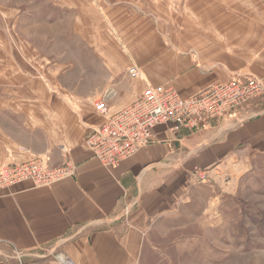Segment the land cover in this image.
Here are the masks:
<instances>
[{
    "label": "crops",
    "instance_id": "1",
    "mask_svg": "<svg viewBox=\"0 0 264 264\" xmlns=\"http://www.w3.org/2000/svg\"><path fill=\"white\" fill-rule=\"evenodd\" d=\"M41 1L58 9L54 26L70 12V34L82 45L65 46L69 62L38 77L44 57L24 32L28 21L40 22L35 2L0 0V165L49 158L50 170L71 163L76 174L50 187L25 182L0 197V264H60L63 254L75 264H141L147 244L156 264L158 234L183 227L180 209L197 202L213 172L264 156V97L196 132L158 127L154 142L113 169L84 145L104 121L95 104L110 92L107 106L119 112L147 85L190 98L232 78L264 82V0ZM80 47L85 78L62 91L80 67ZM133 66L142 77L129 75Z\"/></svg>",
    "mask_w": 264,
    "mask_h": 264
},
{
    "label": "rangeland",
    "instance_id": "2",
    "mask_svg": "<svg viewBox=\"0 0 264 264\" xmlns=\"http://www.w3.org/2000/svg\"><path fill=\"white\" fill-rule=\"evenodd\" d=\"M34 2V14L40 22L28 21L24 25L26 26L24 32L33 36L36 46L43 54L44 63L34 65L38 69V77L43 79L42 71L47 74L48 67L54 65V62L60 61L59 64L63 65L69 62L71 54L69 51L65 52L64 47L81 46V35L77 41L76 37L70 34L69 11L66 14L64 10L62 14L64 18H68V21L60 26H54L52 20L59 15L58 9L56 10L54 5L47 1L34 0ZM58 32H62L63 37H56ZM12 43L19 50V46L17 47L15 42ZM58 46H63L62 53L58 52ZM80 50L81 47L77 56H74L80 67L73 70L75 75H70L69 70L67 77L63 78L62 91L71 90L86 74L88 54ZM63 68L64 71L65 67ZM88 87L90 85L84 83L76 88L82 91L80 93H85ZM220 168H222L220 172L212 171L216 180H212V184L208 183L198 190V196H194L197 202L193 201L190 207L180 209L183 211L180 213L183 217V227L180 229L168 227L158 234V248L155 255L157 259L152 260L153 262L156 264H264V156L256 157L250 165L232 166L233 169H229L228 166ZM207 208L209 210L203 212ZM203 221L206 222L205 226ZM148 251L147 244L140 256L141 264H150ZM15 256L18 257L17 253Z\"/></svg>",
    "mask_w": 264,
    "mask_h": 264
},
{
    "label": "built area",
    "instance_id": "3",
    "mask_svg": "<svg viewBox=\"0 0 264 264\" xmlns=\"http://www.w3.org/2000/svg\"><path fill=\"white\" fill-rule=\"evenodd\" d=\"M131 77H142L137 66L129 70ZM264 97V82L252 77L232 78L229 82L213 85L190 98L182 97L174 88L147 85L141 96L119 112L107 106L111 93L96 102L95 108L104 117L100 126L92 128L85 139V147L105 168L113 169L137 156L155 141L158 127L178 136L182 131L196 132L209 121H221ZM49 158H32L24 163L10 160L0 165V197L11 196L15 186L31 182L35 188L51 186L73 177L76 167L65 163L50 170ZM125 216L132 213L126 208ZM60 264H75L68 257H58Z\"/></svg>",
    "mask_w": 264,
    "mask_h": 264
}]
</instances>
